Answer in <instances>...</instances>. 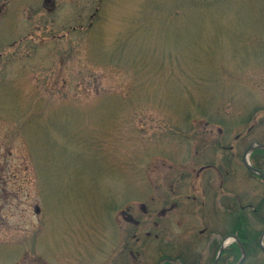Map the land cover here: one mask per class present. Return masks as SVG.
I'll return each instance as SVG.
<instances>
[{
    "label": "rangeland",
    "instance_id": "obj_1",
    "mask_svg": "<svg viewBox=\"0 0 264 264\" xmlns=\"http://www.w3.org/2000/svg\"><path fill=\"white\" fill-rule=\"evenodd\" d=\"M227 132L236 159L264 144V0H0V264H133L116 211L151 186L177 199ZM248 217L261 240L264 212Z\"/></svg>",
    "mask_w": 264,
    "mask_h": 264
},
{
    "label": "flooded vegetation",
    "instance_id": "obj_2",
    "mask_svg": "<svg viewBox=\"0 0 264 264\" xmlns=\"http://www.w3.org/2000/svg\"><path fill=\"white\" fill-rule=\"evenodd\" d=\"M219 129L222 135L223 127ZM230 137L228 132L223 136V139H227V141L226 145H221V149L227 150L231 154H226V156L223 153L225 157L220 160L202 165L195 175L189 173L183 175V184L178 191L177 199L171 202L165 200L164 197L157 200L156 194L153 193L154 188L151 186L147 205L138 202L136 205L118 209L115 219L120 220L121 218L126 224L135 226L134 231H131L135 242L128 238L122 244L121 227H118L120 236L118 249L115 248V252H129L133 264H145L141 261V256L147 251L152 264L155 262V264H209L210 262V264H222V262H226V259H234L238 264L243 256V250H245L247 256L243 264H250V239L238 236L239 239L236 240L229 237L236 234V227L246 228L249 226L248 214L251 209L255 214L264 212V197L262 203L259 204V206L262 205L261 207L253 206L248 196L249 190L243 189L235 192V176L233 174L235 165H239L245 177L251 173L253 177L264 183V177L260 174V172L264 174V155H261L264 153L259 151L262 149H254L249 153L248 158H245L250 144L243 152V157L236 159L233 152L234 145H230L228 142ZM222 142L224 143L223 140ZM239 161L242 163L240 164ZM247 162L258 171L252 170ZM190 184L192 190L188 189ZM244 187L246 188L245 185ZM169 188L173 193L176 192L175 185L171 184ZM219 212H223L220 220ZM138 216H141V219ZM118 220L116 223H119ZM217 221L227 226L225 236H218V233L214 231ZM145 224H147V228L144 227ZM141 226L146 230L139 233L138 230ZM176 226L178 233L174 232L173 235L171 231ZM143 233L147 237L146 242L139 237ZM178 236L179 241H177ZM197 244L203 246L197 254L190 255L192 259L189 260L190 257L187 256V253ZM257 244L260 246V239ZM113 261L115 262L113 264L120 263L118 260L113 259Z\"/></svg>",
    "mask_w": 264,
    "mask_h": 264
},
{
    "label": "trees",
    "instance_id": "obj_3",
    "mask_svg": "<svg viewBox=\"0 0 264 264\" xmlns=\"http://www.w3.org/2000/svg\"><path fill=\"white\" fill-rule=\"evenodd\" d=\"M264 153V150H259ZM237 231L236 234L239 235L240 238H249L251 241V245L249 246V253L250 258L255 254L257 249H259V245L257 244L258 237L257 235L259 232L253 231V229L250 226H247L246 228H235Z\"/></svg>",
    "mask_w": 264,
    "mask_h": 264
},
{
    "label": "water",
    "instance_id": "obj_4",
    "mask_svg": "<svg viewBox=\"0 0 264 264\" xmlns=\"http://www.w3.org/2000/svg\"><path fill=\"white\" fill-rule=\"evenodd\" d=\"M255 148H263L264 149V144L262 143H257V144H252L250 145V147L248 148L247 152H246V155H245V158H248V155L249 153L254 150ZM247 164L249 165V167L254 170V171H258L257 169L255 168H252V166H250L249 162H247ZM260 174L264 177V174L260 172ZM235 238H238L237 236H235ZM263 239H264V233L261 237V240H260V243H261V246H263ZM246 259V252L244 251L243 253V257H242V260L238 263V264H243L244 260Z\"/></svg>",
    "mask_w": 264,
    "mask_h": 264
},
{
    "label": "bare ground",
    "instance_id": "obj_5",
    "mask_svg": "<svg viewBox=\"0 0 264 264\" xmlns=\"http://www.w3.org/2000/svg\"><path fill=\"white\" fill-rule=\"evenodd\" d=\"M243 257V256H242ZM241 260H242V258H241Z\"/></svg>",
    "mask_w": 264,
    "mask_h": 264
}]
</instances>
